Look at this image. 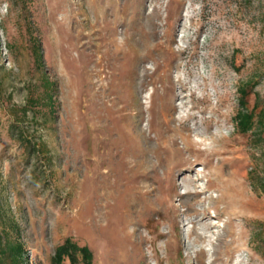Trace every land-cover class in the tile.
<instances>
[{
    "label": "rangeland",
    "instance_id": "374dc122",
    "mask_svg": "<svg viewBox=\"0 0 264 264\" xmlns=\"http://www.w3.org/2000/svg\"><path fill=\"white\" fill-rule=\"evenodd\" d=\"M246 83L253 85L248 108L264 111V0H0L2 242L21 243L26 264H52L67 238L87 246L93 264H264L262 144L233 120ZM166 129V137L175 133V151L185 152L183 139L197 143L199 159L179 167L178 154L172 172L157 163L155 150L169 145L156 134ZM134 169L145 179L130 192ZM191 182L199 194L181 206ZM130 193L160 214L140 217ZM199 219L205 225L186 224ZM138 227L149 239L146 253Z\"/></svg>",
    "mask_w": 264,
    "mask_h": 264
},
{
    "label": "bare ground",
    "instance_id": "6f19581e",
    "mask_svg": "<svg viewBox=\"0 0 264 264\" xmlns=\"http://www.w3.org/2000/svg\"><path fill=\"white\" fill-rule=\"evenodd\" d=\"M103 24V23H102ZM98 25V24H97ZM104 25H105V30L106 31H108V25H109V23H107V21L104 23ZM103 26V25H102ZM104 30V32L106 33V31ZM101 33H103V31L101 32ZM98 37H99V35H97ZM100 36H102V35H100ZM108 36V35H107ZM106 36V37H107ZM104 38H105V36H103ZM143 37V36H142ZM103 38V39H104ZM106 39H104V41H105ZM142 40V39H141ZM141 40H140V42H141ZM99 41H102V40H100L99 39ZM106 42V41H105ZM104 42V43H105ZM142 42H144V41H142ZM101 43V42H100ZM138 44V43H137ZM137 44H136V46H137ZM86 45V44H85ZM116 45H118V44H116ZM135 45V44H134ZM99 46V45H98ZM111 46V45H110ZM142 46H143V44H142ZM99 47H103V46H101V44H100V46ZM99 47H97V48H99ZM105 47V46H104ZM121 46H119V48H120ZM138 47V46H137ZM97 48H95V49H97ZM106 48V47H105ZM143 48V47H142ZM100 49V48H99ZM117 49V48H116ZM101 50V49H100ZM103 50V49H102ZM86 51V50H85ZM120 51V50H119ZM87 52V51H86ZM103 52H104V50H103ZM107 52V51H106ZM89 53V52H88ZM98 53V52H97ZM101 53H102V51H101ZM104 54V53H103ZM107 54V53H106ZM117 54V53H116ZM118 54H120V53H118ZM117 54V55H118ZM174 54H175V52H174ZM93 55V54H92ZM96 55V54H95ZM105 55V54H104ZM113 55V54H112ZM109 56V55H108ZM144 56V55H143ZM88 57H90V56H88ZM94 57V56H93ZM97 57H99L98 55H97ZM139 57V56H138ZM177 57V56H176ZM87 58V57H86ZM102 58V57H101ZM113 58V57H112ZM143 58V57H142ZM175 58V56H173V55H170L169 56V59H170V63H169V65H165V67L166 68H170V66H171V64L173 63V59ZM84 59V58H83ZM92 58H90V60H91ZM135 59V58H134ZM140 59V58H139ZM94 60V59H93ZM97 60V59H96ZM100 60V59H99ZM110 60V59H109ZM87 61V60H86ZM101 61V60H100ZM100 61H99V63H100ZM85 62V61H84ZM98 62V61H97ZM102 63H103V60L101 61ZM139 62H140V60H139ZM143 62V61H142ZM88 63V62H87ZM87 63H85V64H87ZM91 63V62H90ZM93 63V62H92ZM95 63V62H94ZM111 64V63H110ZM142 64V63H141ZM88 65V64H87ZM97 65V64H96ZM107 65V64H106ZM136 65V64H135ZM111 66V65H110ZM137 66V65H136ZM135 66V67H136ZM164 65L162 64V63H157V69H160V68H162ZM99 67V66H98ZM102 67V66H101ZM141 67V68H140ZM95 69H96V66L94 67ZM139 68L141 69V74H143L144 75V66H143V64H142V66H139ZM164 68V67H163ZM162 68V69H163ZM135 69H137V68H135ZM104 70V69H103ZM128 71V70H127ZM139 71V70H138ZM137 72V71H136ZM130 73V72H129ZM134 73V72H133ZM132 73V74H133ZM138 74V73H137ZM137 74H136V76H137ZM93 75V74H92ZM95 75V74H94ZM97 76V75H96ZM100 76V75H99ZM142 77V76H141ZM137 79V78H136ZM139 79V78H138ZM144 79V78H143ZM140 80V79H139ZM141 80H142V78H141ZM143 82V81H142ZM142 85V84H141ZM135 87V86H134ZM138 88V87H137ZM136 90V89H135ZM110 92V91H109ZM102 94V93H101ZM112 94V93H111ZM107 95V94H106ZM106 95H105V97H106ZM98 96V95H97ZM113 96V95H112ZM115 96V95H114ZM113 96V97H114ZM124 96V95H123ZM122 97V96H121ZM96 98V97H95ZM100 98V97H99ZM101 98H102V96H101ZM97 99H98V97H97ZM112 99H114V98H112ZM96 100V99H95ZM106 100V99H105ZM109 100H110V98H109ZM120 100V99H119ZM118 100V101H119ZM201 100V99H200ZM111 101V100H110ZM122 101V100H121ZM199 101V100H198ZM106 102V101H105ZM112 102V101H111ZM114 102V101H113ZM96 103H98V102H96ZM95 104V103H94ZM98 104H100V103H98ZM111 103L109 102V105H110ZM101 105V104H100ZM105 105V104H104ZM114 105V104H113ZM96 106V105H95ZM98 106V105H97ZM106 107V106H105ZM111 107V106H110ZM98 108V107H97ZM99 108H101V107H99ZM107 108V107H106ZM109 108V107H108ZM116 108V107H115ZM120 107H118V109H119ZM103 109H104V107H103ZM114 109V108H113ZM112 109V110H113ZM95 110H97V109H95ZM110 109H108V111H109ZM115 110H117V109H115ZM105 111V110H104ZM104 111H103V113H104ZM106 111H107V109H106ZM114 111V110H113ZM112 111V112H113ZM119 111V110H118ZM121 111V110H120ZM123 111V110H122ZM109 112H111V111H109ZM107 113V114H112L113 115V113ZM98 113V112H97ZM117 113V112H116ZM120 113V112H119ZM99 115H100V113H99ZM97 116L98 117V119H99V121H100V116ZM111 115V116H112ZM117 115V114H116ZM123 115V114H122ZM103 116V115H102ZM104 116H105V114H104ZM103 116V117H104ZM124 116V115H123ZM122 116V117H123ZM172 116V115H171ZM107 117H108V115H107ZM113 118H115L116 116L114 115V116H112ZM111 117V119H113ZM126 117V116H125ZM96 118V117H95ZM105 118V117H104ZM103 118V119H104ZM108 118H110V117H108ZM108 118H106V119H108ZM118 118V117H117ZM171 118H173V117H171ZM171 118H170V121H171ZM175 118V117H174ZM179 119V118H178ZM110 120V119H109ZM96 121V120H95ZM105 122H106V120H104ZM108 121V120H107ZM114 121V120H113ZM112 121V122H113ZM118 120L116 119V122H117ZM176 121H178V120H176ZM98 122V121H97ZM96 122V123H97ZM101 122V121H100ZM103 122V121H102ZM109 122L110 121H108V126H110L109 125ZM121 122V121H120ZM181 122V121H180ZM206 122V121H205ZM169 123V122H168ZM106 124H107V122H106ZM113 124H114V122H113ZM163 125H165L164 123H162ZM100 125H102V124H100ZM157 125V124H156ZM179 125V124H178ZM103 126V125H102ZM107 126V127H108ZM112 126V125H111ZM115 126L117 127V124H115ZM120 126V124L118 125V127ZM137 126V125H136ZM154 126V125H153ZM174 126H175V124H174ZM207 126V125H206ZM116 127H115V129H116ZM117 127V128H118ZM162 127V126H161ZM166 127V126H165ZM164 127V128H165ZM179 127V126H178ZM177 127V128H178ZM181 127V126H180ZM110 128H112V127H110ZM109 128V129H110ZM157 128V127H156ZM160 127H158V129H159ZM163 128V127H162ZM168 128V127H167ZM170 128H171V126H170ZM98 129H100L99 127H98ZM103 129H104V127H103ZM108 129V130H109ZM113 129V128H112ZM182 129V128H181ZM180 129V130H181ZM185 129V128H184ZM97 130V129H96ZM96 130H95V132H96ZM114 130V129H113ZM118 130V129H117ZM151 130V129H150ZM167 131H163V134H161V135H159V133L158 134H156V139H158V141L159 140H164L165 139V141H166V143L165 144H168L169 146H167V147H169L170 149L172 148V150L171 151H169L170 149L168 148L167 149V147H161V149L159 148V146H157L159 149H160V151L158 152V149H156L155 151H157L156 153H157V155H156V159L158 160L157 161V163H162V162H166L167 163V168H169V170L168 171H171L172 172V170H170L171 168V165H172V161L175 159V157L179 154V156H184V157H181V163H180V165H179V167H186V166H189V165H192V162H190L191 160L188 158V157H194V159H195V161L196 160H198L199 159V157H198V153L195 151V149L193 148V145H194V143L195 142H193V141H191V140H187V139H183V146H184V151L185 152H182V151H175L174 150V147H176L175 145V138H174V136H173V134H175L173 131V134H169V136L168 137H166V135L169 133V130L168 129H166ZM172 130V129H171ZM186 130H190V129H186ZM135 131V130H134ZM152 131V130H151ZM151 131H150V135H151ZM183 131V130H182ZM118 132V131H117ZM117 132H114V134H116ZM123 132V131H122ZM137 131H135V133H136ZM141 132V131H140ZM148 132V131H147ZM155 132V131H154ZM184 132V131H183ZM183 132H182V136L184 137V135H183ZM132 133V132H131ZM144 133V132H143ZM157 133V132H156ZM189 133V132H188ZM187 133V134H188ZM191 133V132H190ZM110 134V133H109ZM114 134H112V135H114ZM121 134V133H120ZM124 133H122V135H123ZM127 134V133H126ZM146 134V133H145ZM185 134V133H184ZM118 135H119V132H118ZM122 135H119V136H121V138H122ZM129 135V134H128ZM140 135V134H139ZM142 135V134H141ZM154 135H155V133H154ZM191 135V134H190ZM110 136H111V134H110ZM137 136H138V134H137ZM144 136V135H143ZM179 136V135H178ZM187 136V135H186ZM129 137V136H128ZM150 137V136H149ZM180 137V136H179ZM139 138V137H138ZM187 138V137H186ZM190 139H191V136L189 137ZM188 138V139H189ZM127 139H129V138H127ZM133 139V138H132ZM150 139H151V137H150ZM149 139V140H150ZM212 139V138H211ZM152 140V139H151ZM154 140V139H153ZM182 140V139H181ZM122 141V140H121ZM124 141V140H123ZM129 141V140H128ZM136 141V140H135ZM155 141V140H154ZM157 141V140H156ZM130 142V141H129ZM138 142V141H137ZM150 142V141H149ZM197 142V141H196ZM202 142V141H201ZM134 143V142H133ZM157 143V142H156ZM159 143V142H158ZM199 143V142H198ZM132 144V143H131ZM152 144V143H151ZM163 144V143H162ZM164 144V145H165ZM195 144H197V143H195ZM126 145V144H125ZM161 145V144H160ZM199 145H202V143H199ZM198 145V146H199ZM119 146H120V144H119ZM119 146H117V147H119ZM127 146V145H126ZM130 146V145H129ZM195 146V145H194ZM135 148H136V146H134ZM149 147V146H148ZM186 147H189L191 150H192V152L194 153V154H188L187 153V151H186ZM121 148H122V146H121ZM125 148V147H124ZM137 149V148H136ZM135 149V150H136ZM198 149H200V148H198ZM117 150H119V148L117 149ZM125 150V153L127 152L126 151V149H124ZM128 150V149H127ZM148 150V149H147ZM121 151V150H120ZM122 151H123V149H122ZM132 151H134V150H132ZM149 151V150H148ZM202 151V150H201ZM124 152V151H123ZM123 152H122V154H123ZM136 152V151H135ZM143 152V151H142ZM149 152H151V151H149ZM119 153V152H118ZM117 153V154H118ZM124 153V154H125ZM141 153V152H140ZM153 153H155V152H153ZM207 153V152H206ZM209 153V152H208ZM116 154V155H117ZM133 154V153H132ZM159 154L161 155V156H159ZM128 155V154H127ZM131 155V154H130ZM142 155H143V157L141 156V158L142 159H144V154L142 153ZM125 156V155H124ZM123 156V157H124ZM200 156H201V154H200ZM205 156V155H204ZM120 157H122V155L120 156ZM135 157H137V156H135ZM134 157V158H135ZM134 158H132V159H134ZM138 158V157H137ZM164 158V159H163ZM174 158V159H173ZM183 158V159H182ZM209 158H210V156H209ZM208 158V159H209ZM214 158V157H213ZM122 159V158H121ZM135 161V160H134ZM143 161V160H142ZM141 161V162H142ZM200 161V160H199ZM205 161H206V159H205ZM136 162V161H135ZM160 163V164H161ZM140 164V163H139ZM163 164V163H162ZM165 164V163H164ZM208 164V163H207ZM137 163L134 165V167L136 168L137 167ZM141 165H143V164H141ZM159 165V164H158ZM133 166V165H132ZM164 166V165H163ZM158 167V166H157ZM165 167H166V164H165ZM175 167H178L177 165H175ZM205 167H206V165H205ZM210 167H211V165H210ZM143 168V167H142ZM133 169V168H132ZM131 169V170H132ZM152 169V168H151ZM160 169V168H159ZM162 169V168H161ZM165 169V168H164ZM135 170V169H134ZM140 170H141V168H140ZM153 170V169H152ZM163 170V169H162ZM161 170V171H162ZM167 170V169H166ZM217 170V169H216ZM130 170H128V172H129ZM136 171L137 170H135L134 171V173H136ZM143 171H144V169H143ZM142 172V171H141ZM145 172V171H144ZM155 172V171H154ZM220 171H218L217 172V174L219 173ZM148 173V172H147ZM168 173V172H167ZM170 173V172H169ZM130 174H131V172H130ZM159 174V173H158ZM162 174H163V172H162ZM200 175V174H199ZM213 175V174H212ZM227 175V174H226ZM151 176V175H150ZM164 175H162V177H163ZM132 177V179H130V180H132V181H130V184L128 185V189L129 190H132V191H130V192H135V191H137V188L139 187V184L141 183H143L144 182V179H145V176H144V174L143 173H141V174H135V175H133V176H131ZM147 177V176H146ZM153 177H154V175H153ZM152 177V179H153V181L154 182H156V180H155V178H153ZM165 177V176H164ZM199 177V176H198ZM220 177H222V175L220 176ZM112 178V177H111ZM121 178V177H120ZM149 178V177H148ZM168 178V177H167ZM229 178V177H228ZM150 179V178H149ZM157 179H158V177H157ZM125 180V179H124ZM160 180V179H159ZM164 181H165V178L163 179ZM166 180H168V179H166ZM201 181V179L200 178H198V179H196L195 181H194V183L195 182H197V181ZM229 180V179H228ZM123 181V180H122ZM153 181H152V183H153ZM158 181V180H157ZM162 181V180H161ZM169 181V180H168ZM131 182L132 183H134V184H131ZM160 182V181H159ZM167 182V181H166ZM119 183H120V181H119ZM151 183V182H150ZM162 183H165V182H162ZM169 183V182H168ZM208 183V182H207ZM220 183H222V182H220ZM227 183V182H226ZM140 184V185H141ZM148 184V183H147ZM159 184V183H158ZM223 184V183H222ZM125 185V184H124ZM160 185V184H159ZM164 186H165V184H163ZM188 186V191L187 192H184V193H182L181 195H179V197H180V199H179V202L178 203H180V205L181 206H183V205H185V204H187L188 203V201L191 199V198H193L194 196H196V195H198L199 194V192L198 191H196V192H192L190 189H192L193 188V190L194 189H197V188H201L200 186L199 187H197L195 184H192V182L191 183H188L187 184ZM226 185V184H225ZM113 186V185H112ZM126 186V185H125ZM145 186V185H144ZM151 186V185H150ZM168 186H169V184H168ZM206 185H204V187H205ZM215 186H217L218 187V185H215ZM232 186V185H231ZM109 187V186H108ZM161 186H159V188H160ZM166 187H167V185H166ZM166 187H165V189H166ZM174 187V186H173ZM209 186H207L206 188H208ZM223 187V186H222ZM229 187V186H228ZM227 187V188H228ZM127 188V187H126ZM159 188L157 189L158 191H159ZM162 188V187H161ZM160 188V189H161ZM205 188V189H206ZM212 188H214V186L212 187ZM226 188V189H227ZM109 189H111V188H109ZM123 189H124V187H123ZM142 189V188H141ZM174 189V188H173ZM204 188H203V191H202V193H204L205 194V190ZM209 189V188H208ZM207 189V190H208ZM223 189V188H222ZM226 189H223V190H226ZM140 190V189H139ZM147 190H148V188H147ZM151 190V189H150ZM163 190H164V188H163ZM168 190V189H167ZM167 190H165V191H167ZM231 190V189H230ZM235 190V189H234ZM152 191V190H151ZM161 191V193H164L165 195V197L167 196V194H166V192L165 191H162V190H160ZM169 191L171 192L172 190H170L169 189ZM219 191V190H218ZM227 191V190H226ZM232 191H233V189H232ZM231 191V192H232ZM106 192V191H105ZM113 192V191H112ZM146 192V191H145ZM214 192V191H213ZM217 192V191H216ZM223 192V191H222ZM230 192V191H229ZM108 193V192H107ZM172 193V192H171ZM138 194V193H137ZM143 194H144V192H143ZM143 194L140 196V195H134V194H129V196H126V197H128L131 201V203H132V206H134L135 207V213L136 214H138L140 217H142V218H145L146 219V217L148 216H150V215H152L153 213H159L160 214V212H157V211H154L153 210V207H152V211H148L147 210V208H146V206L144 205V202H143ZM153 194V193H152ZM151 194V195H152ZM155 194V193H154ZM226 194H228L227 192H226ZM234 194H236V193H234ZM239 194V193H238ZM109 195V194H108ZM108 195H106V196H108ZM145 195H146V193H145ZM150 195V194H149ZM149 195H148V197H149ZM162 195V194H161ZM169 195V194H168ZM223 195V194H222ZM225 195V194H224ZM163 196V195H162ZM170 196V195H169ZM227 196V195H226ZM234 196H238L237 194L236 195H234ZM159 196H157V198H158ZM220 197V196H219ZM223 197V196H222ZM107 198V197H106ZM105 198V199H106ZM109 198V197H108ZM167 198V197H166ZM169 198H171V197H169ZM205 198V197H204ZM207 198V197H206ZM211 198V197H210ZM228 198H229V196H228ZM227 198V199H228ZM145 199H147V198H145ZM156 199V198H155ZM161 199H162V197H161ZM233 199V198H232ZM238 199H240V198H238ZM242 199V198H241ZM107 200V199H106ZM105 200V201H106ZM151 200V199H150ZM206 200V199H205ZM235 199H233L232 201H234ZM103 201V200H102ZM109 201V200H108ZM104 202V201H103ZM147 202H149V201H147ZM152 202H154L155 203V200L154 201H152ZM165 202H167V199H165L164 200V203ZM190 202V201H189ZM242 202V201H241ZM98 203V202H97ZM107 203H109V202H107ZM146 203V202H145ZM158 203V202H157ZM169 203V202H168ZM227 203V202H226ZM230 203V202H229ZM238 203V202H237ZM130 204V203H129ZM129 204H128V206H129ZM156 204V203H155ZM159 204V203H158ZM162 204H163V200H162ZM166 204V203H165ZM165 204L163 205L164 207H162V208H165ZM219 204V203H218ZM234 204H236V203H234ZM233 204V205H234ZM148 205H150V204H148ZM157 205V204H156ZM206 205V204H205ZM215 205H216V203H215ZM224 205H225V203H224ZM160 206H162V205H160ZM168 206V205H167ZM235 206V205H234ZM101 207H103L102 205H101ZM101 207H100V204H99V208H98V215H96V217H97V220L99 221L98 223L101 225H103L104 224V222H105V219H106V213H107V211H101L100 212V210H101ZM131 207V206H130ZM149 207V206H148ZM151 207H149V208H151ZM171 207V206H170ZM239 207V206H238ZM104 208V207H103ZM102 208V209H103ZM107 208V207H106ZM168 208V207H167ZM160 209V208H159ZM225 209V208H224ZM223 209V210H224ZM234 209H236V208H234ZM162 210V209H161ZM222 210V211H223ZM233 210V209H232ZM160 211V210H159ZM231 211V210H230ZM237 211V210H236ZM106 212V213H105ZM149 212V213H148ZM163 211H161V213H162ZM225 212V211H224ZM233 212V211H232ZM228 213V212H227ZM108 214H109V212H108ZM226 215V214H225ZM231 215V214H230ZM144 216V217H143ZM197 216V215H196ZM234 216L235 215H232V217L234 218ZM205 219V218H204ZM204 219H199V220H196V222H193V221H191V220H187L186 221V224H188V225H193V226H197V225H205V220ZM228 219H230V217L228 216ZM222 220V219H221ZM227 220V219H226ZM214 221V220H213ZM220 221V220H219ZM232 221V220H231ZM207 222V221H206ZM212 222V221H211ZM176 223V222H175ZM223 223H225V222H223ZM230 224H232L231 222H229ZM237 224V223H236ZM229 225V224H228ZM233 225V224H232ZM148 226V225H147ZM220 226H221V224H220ZM231 226V225H230ZM211 227L214 229L215 227L213 226V225H211ZM237 227V226H236ZM192 229H193V227H192ZM231 229H234V228H231ZM238 229V228H237ZM144 230H146V229H144ZM198 230H199V228H198ZM208 230V229H207ZM231 231V230H230ZM235 231H236V229H235ZM152 232V231H151ZM195 232V231H194ZM219 233H221V232H219ZM228 233V232H227ZM233 233V232H232ZM243 233V232H242ZM134 234H135V236H136V238H137V241H138V243L140 244V245H142L143 243H144V245L143 246H141V248L140 249H142L143 250V252L144 253H146L148 250H145V247H146V245H147V243L149 242V239L147 238V236H144V234H143V231H142V228L140 227H138V229L136 228V230L134 229ZM189 234H191V232L189 233ZM188 234V235H189ZM149 235V234H148ZM225 235V234H224ZM224 235H223V237H222V235H221V237L216 241V242H214V244H213V249H214V251L216 252V253H218V255H219V253L221 252V247H222V240H223V238H224ZM237 235V234H236ZM163 236H165V238L167 237V236H169V234L168 233H166V234H163ZM199 236V235H198ZM229 236H231V235H229ZM238 236V235H237ZM217 238H218V236H217ZM239 238V237H238ZM153 239V238H152ZM201 239V238H200ZM203 239V238H202ZM225 239V238H224ZM232 239V238H231ZM204 240V239H203ZM234 240V239H233ZM196 241V240H195ZM237 241H239V240H237ZM205 243V242H204ZM233 243V242H232ZM149 244V243H148ZM157 244V243H156ZM224 244V243H223ZM225 244H227V243H225ZM235 244V243H234ZM229 245V244H228ZM233 245V244H232ZM225 246V245H224ZM138 247H139V245H138ZM157 247V246H156ZM229 248V247H228ZM231 248V247H230ZM237 248V247H236ZM149 249V248H148ZM164 249H165V247H164ZM181 249V248H180ZM225 249V248H224ZM199 250V249H198ZM203 250V249H202ZM227 250V249H226ZM233 250V249H232ZM234 250H235V248H234ZM233 250V251H234ZM201 251V250H200ZM199 251V252H200ZM232 251V252H233ZM236 251V250H235ZM204 253V252H203ZM195 254H198V252H195ZM227 254V253H226ZM200 255V254H199ZM228 255V254H227ZM196 256V255H195ZM224 256V255H223ZM144 257H146V255L144 254ZM165 257H166V259H165V261L167 260L168 262L169 261H171L172 260V258H170L167 254H166V252H165ZM189 257V256H188ZM198 257V256H197ZM200 257H202V255H200ZM200 257H198V258H200ZM145 259H147V258H145ZM151 259V258H150ZM221 259V258H220ZM164 260V259H163ZM198 260V259H197ZM224 260V259H223ZM227 260V259H226ZM182 261V260H181ZM199 261V260H198ZM145 262V261H144ZM222 262V261H221ZM228 263V262H227ZM231 263V262H230ZM166 264V263H165ZM168 264V263H167ZM221 264V263H220ZM232 264V263H231Z\"/></svg>",
    "mask_w": 264,
    "mask_h": 264
},
{
    "label": "trees",
    "instance_id": "16d2710c",
    "mask_svg": "<svg viewBox=\"0 0 264 264\" xmlns=\"http://www.w3.org/2000/svg\"><path fill=\"white\" fill-rule=\"evenodd\" d=\"M253 85L251 83L243 84L237 89L238 109L234 116V123L237 131L242 135L249 133H259L258 142L262 144V158H264V111H258V105L248 108V98L252 93ZM258 111V112H257ZM255 127L259 128L258 132ZM0 237V264H26L24 246L19 243L2 242ZM93 264V253L87 246L79 245L71 238H67L62 244L56 247L51 259L52 264Z\"/></svg>",
    "mask_w": 264,
    "mask_h": 264
}]
</instances>
